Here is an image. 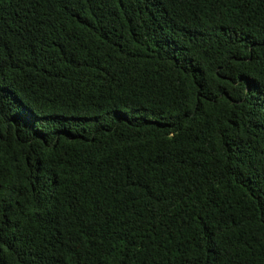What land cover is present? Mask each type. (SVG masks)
<instances>
[{"label": "trees", "instance_id": "1", "mask_svg": "<svg viewBox=\"0 0 264 264\" xmlns=\"http://www.w3.org/2000/svg\"><path fill=\"white\" fill-rule=\"evenodd\" d=\"M0 264H264V0H0Z\"/></svg>", "mask_w": 264, "mask_h": 264}]
</instances>
